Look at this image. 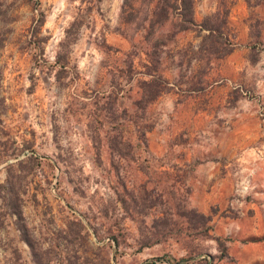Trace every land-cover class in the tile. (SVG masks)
Instances as JSON below:
<instances>
[{"label":"rangeland","instance_id":"rangeland-1","mask_svg":"<svg viewBox=\"0 0 264 264\" xmlns=\"http://www.w3.org/2000/svg\"><path fill=\"white\" fill-rule=\"evenodd\" d=\"M155 2L0 0V264H264V0Z\"/></svg>","mask_w":264,"mask_h":264},{"label":"trees","instance_id":"trees-1","mask_svg":"<svg viewBox=\"0 0 264 264\" xmlns=\"http://www.w3.org/2000/svg\"><path fill=\"white\" fill-rule=\"evenodd\" d=\"M193 2L194 0H156L155 7L152 11L154 17L150 27L153 29V23L155 26L160 27L164 22L171 16L176 15L180 18L183 23H189L193 16ZM42 24V19L38 18L35 25L40 26ZM13 213L17 216L20 215V210L18 207L14 206ZM29 246L32 252V256H35L32 250V245L27 237L23 239Z\"/></svg>","mask_w":264,"mask_h":264},{"label":"clouds","instance_id":"clouds-1","mask_svg":"<svg viewBox=\"0 0 264 264\" xmlns=\"http://www.w3.org/2000/svg\"><path fill=\"white\" fill-rule=\"evenodd\" d=\"M77 2H78V0H77ZM63 6V5H62Z\"/></svg>","mask_w":264,"mask_h":264}]
</instances>
